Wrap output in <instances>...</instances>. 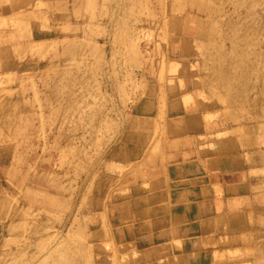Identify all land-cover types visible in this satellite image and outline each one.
<instances>
[{
	"label": "rangeland",
	"instance_id": "374dc122",
	"mask_svg": "<svg viewBox=\"0 0 264 264\" xmlns=\"http://www.w3.org/2000/svg\"><path fill=\"white\" fill-rule=\"evenodd\" d=\"M0 264H264V0H0Z\"/></svg>",
	"mask_w": 264,
	"mask_h": 264
}]
</instances>
